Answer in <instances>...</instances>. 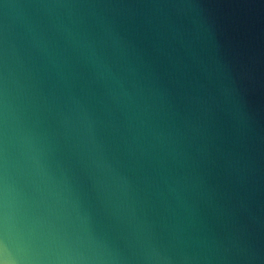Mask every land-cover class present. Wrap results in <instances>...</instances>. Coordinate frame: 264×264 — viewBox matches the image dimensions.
I'll return each instance as SVG.
<instances>
[{
  "label": "clouds",
  "instance_id": "obj_1",
  "mask_svg": "<svg viewBox=\"0 0 264 264\" xmlns=\"http://www.w3.org/2000/svg\"><path fill=\"white\" fill-rule=\"evenodd\" d=\"M0 264H264V0H0Z\"/></svg>",
  "mask_w": 264,
  "mask_h": 264
}]
</instances>
